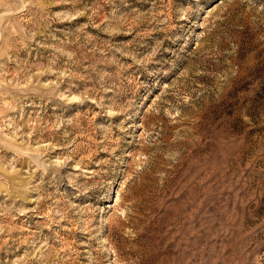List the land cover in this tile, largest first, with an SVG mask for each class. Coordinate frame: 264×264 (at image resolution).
Masks as SVG:
<instances>
[{"label": "rangeland", "instance_id": "rangeland-1", "mask_svg": "<svg viewBox=\"0 0 264 264\" xmlns=\"http://www.w3.org/2000/svg\"><path fill=\"white\" fill-rule=\"evenodd\" d=\"M0 264H264V0H0Z\"/></svg>", "mask_w": 264, "mask_h": 264}]
</instances>
